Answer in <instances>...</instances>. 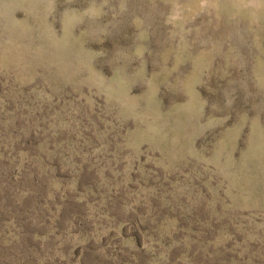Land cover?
<instances>
[{
    "label": "rangeland",
    "instance_id": "rangeland-1",
    "mask_svg": "<svg viewBox=\"0 0 264 264\" xmlns=\"http://www.w3.org/2000/svg\"><path fill=\"white\" fill-rule=\"evenodd\" d=\"M0 264H264V0H0Z\"/></svg>",
    "mask_w": 264,
    "mask_h": 264
}]
</instances>
